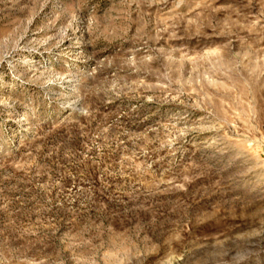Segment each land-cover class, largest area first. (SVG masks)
<instances>
[{
	"label": "rangeland",
	"instance_id": "374dc122",
	"mask_svg": "<svg viewBox=\"0 0 264 264\" xmlns=\"http://www.w3.org/2000/svg\"><path fill=\"white\" fill-rule=\"evenodd\" d=\"M0 264H264V0H0Z\"/></svg>",
	"mask_w": 264,
	"mask_h": 264
}]
</instances>
